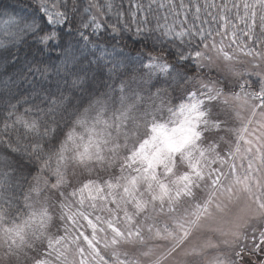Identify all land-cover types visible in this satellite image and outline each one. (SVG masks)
Instances as JSON below:
<instances>
[{"label":"snow or ice","instance_id":"snow-or-ice-1","mask_svg":"<svg viewBox=\"0 0 264 264\" xmlns=\"http://www.w3.org/2000/svg\"><path fill=\"white\" fill-rule=\"evenodd\" d=\"M0 17V264H264V0Z\"/></svg>","mask_w":264,"mask_h":264},{"label":"trees","instance_id":"trees-1","mask_svg":"<svg viewBox=\"0 0 264 264\" xmlns=\"http://www.w3.org/2000/svg\"><path fill=\"white\" fill-rule=\"evenodd\" d=\"M2 2L4 4H12V5L16 6V7H20L25 2V0H20L19 4H17V0H2ZM3 18H6V17H0V19H3ZM0 39H5V40L9 39L8 37L3 35V26L2 25H0ZM22 87L24 89L27 88L26 85L22 86Z\"/></svg>","mask_w":264,"mask_h":264}]
</instances>
